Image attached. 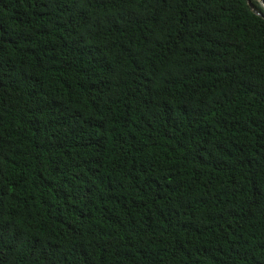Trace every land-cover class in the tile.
Instances as JSON below:
<instances>
[{"label": "trees", "instance_id": "1", "mask_svg": "<svg viewBox=\"0 0 264 264\" xmlns=\"http://www.w3.org/2000/svg\"><path fill=\"white\" fill-rule=\"evenodd\" d=\"M252 2L0 0V264H264Z\"/></svg>", "mask_w": 264, "mask_h": 264}, {"label": "water", "instance_id": "2", "mask_svg": "<svg viewBox=\"0 0 264 264\" xmlns=\"http://www.w3.org/2000/svg\"><path fill=\"white\" fill-rule=\"evenodd\" d=\"M247 1H248V5H249L252 9H254V6H253V2H252V0H247ZM258 1L261 2L262 5L264 6V0H258ZM256 13L260 14L259 12H256Z\"/></svg>", "mask_w": 264, "mask_h": 264}]
</instances>
